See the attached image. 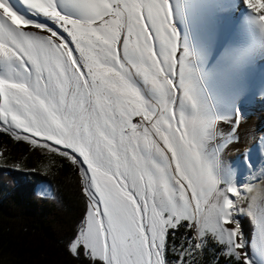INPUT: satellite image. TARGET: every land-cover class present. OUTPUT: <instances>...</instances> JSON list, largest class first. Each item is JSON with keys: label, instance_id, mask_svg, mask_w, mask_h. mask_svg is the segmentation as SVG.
Wrapping results in <instances>:
<instances>
[{"label": "snow or ice", "instance_id": "snow-or-ice-1", "mask_svg": "<svg viewBox=\"0 0 264 264\" xmlns=\"http://www.w3.org/2000/svg\"><path fill=\"white\" fill-rule=\"evenodd\" d=\"M209 10L245 41L210 56L192 27ZM258 50L264 0H0V132L77 167L87 210L66 249L80 264H195L210 242L257 264L239 219L252 189L218 142L240 109L208 66ZM249 209L264 255V209Z\"/></svg>", "mask_w": 264, "mask_h": 264}, {"label": "trees", "instance_id": "trees-1", "mask_svg": "<svg viewBox=\"0 0 264 264\" xmlns=\"http://www.w3.org/2000/svg\"><path fill=\"white\" fill-rule=\"evenodd\" d=\"M7 143L14 148L20 145ZM43 183L51 187L53 197L36 193ZM86 210L81 177L67 159L59 158L48 174L0 164V264H80L66 246ZM239 219L248 234L251 220ZM201 256L197 264H235L220 251L212 255L207 250Z\"/></svg>", "mask_w": 264, "mask_h": 264}, {"label": "bare ground", "instance_id": "bare-ground-1", "mask_svg": "<svg viewBox=\"0 0 264 264\" xmlns=\"http://www.w3.org/2000/svg\"><path fill=\"white\" fill-rule=\"evenodd\" d=\"M192 27L207 43L210 56L218 55L224 47L241 44L246 39L240 26L233 23V14L226 11L209 10L200 13ZM208 67L212 88L219 96L231 98L233 111L242 98L250 95L254 100L258 98L264 101V52L258 50L251 62L240 69L226 68L223 63L216 62ZM229 116H232L231 112ZM241 119L242 117L238 124L232 118L218 124V130L222 133L218 142L224 144L221 158L224 165L232 171L236 183L239 177L249 172L250 159L260 158L264 153V107L247 123H241ZM237 153H242V157L238 158ZM45 188L50 190L48 186ZM260 209H264V202ZM253 253V256H249L257 264H264V255L258 245Z\"/></svg>", "mask_w": 264, "mask_h": 264}, {"label": "rangeland", "instance_id": "rangeland-1", "mask_svg": "<svg viewBox=\"0 0 264 264\" xmlns=\"http://www.w3.org/2000/svg\"><path fill=\"white\" fill-rule=\"evenodd\" d=\"M263 107L264 101L258 100V98L254 100L251 95L248 98H242L236 107L240 109L242 117L241 123H247L251 117L255 113H258V111ZM0 133L4 135V137H0V153H2V155H0V164L3 166L12 169H22L48 174L56 168L59 158H64L56 153L48 152L45 149L33 148L25 141H16L7 132ZM9 140L13 142H20V145L17 148H14L7 143ZM242 155V153H237L238 158H241ZM237 184H249L252 189L250 192L246 191L243 193L244 199L241 200L240 207L244 210V212L240 216H247L251 220L250 222L252 228L248 231V234H244V238L247 242L248 254L253 256V240L255 238L256 228L253 217L248 213L250 211L249 205H252L251 211L258 213L262 202H264V153L260 158L250 159L249 172L246 175L239 177ZM45 186L48 185L43 183L37 187L38 193L41 191L45 193L44 195L39 196L51 197L52 189L48 186L50 188L49 190L45 188ZM185 232L186 229L184 228L179 230L177 233V241H179L181 234ZM218 249L219 246H212L210 242V245L206 250L195 256V264L198 263L200 257H202L201 255L207 252V250H209L212 255H215L217 254V251H219Z\"/></svg>", "mask_w": 264, "mask_h": 264}, {"label": "water", "instance_id": "water-1", "mask_svg": "<svg viewBox=\"0 0 264 264\" xmlns=\"http://www.w3.org/2000/svg\"><path fill=\"white\" fill-rule=\"evenodd\" d=\"M47 185H48V184H47ZM48 186H49V185H48ZM50 188H51V187H50ZM36 193L38 194L37 190H36ZM51 197H53V193H52Z\"/></svg>", "mask_w": 264, "mask_h": 264}]
</instances>
